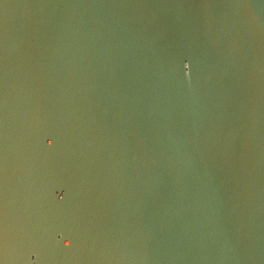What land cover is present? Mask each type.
<instances>
[{
	"label": "water",
	"instance_id": "obj_1",
	"mask_svg": "<svg viewBox=\"0 0 264 264\" xmlns=\"http://www.w3.org/2000/svg\"><path fill=\"white\" fill-rule=\"evenodd\" d=\"M0 18V264H264V0Z\"/></svg>",
	"mask_w": 264,
	"mask_h": 264
},
{
	"label": "snow or ice",
	"instance_id": "obj_2",
	"mask_svg": "<svg viewBox=\"0 0 264 264\" xmlns=\"http://www.w3.org/2000/svg\"><path fill=\"white\" fill-rule=\"evenodd\" d=\"M6 24H7V20L4 19V18H0V26H3V27L6 28ZM183 65H184V68L187 71L191 72V70H192V61H191V59H189V58L186 57L184 59V61H183ZM56 135L57 134H56L55 130H49L47 132L46 136H45L46 143H51L52 141H55L56 140ZM61 191H63V188H58L57 190H55V193L53 195L54 196V199L58 203L64 201V199H65V196H63V195L60 194ZM34 255H36V253H33V255L31 256V259H32V257Z\"/></svg>",
	"mask_w": 264,
	"mask_h": 264
},
{
	"label": "clouds",
	"instance_id": "obj_3",
	"mask_svg": "<svg viewBox=\"0 0 264 264\" xmlns=\"http://www.w3.org/2000/svg\"><path fill=\"white\" fill-rule=\"evenodd\" d=\"M32 259L35 260V256H33Z\"/></svg>",
	"mask_w": 264,
	"mask_h": 264
}]
</instances>
